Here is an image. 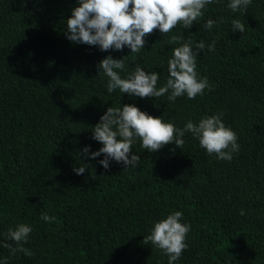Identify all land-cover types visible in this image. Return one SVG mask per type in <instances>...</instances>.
<instances>
[{"label": "trees", "instance_id": "trees-1", "mask_svg": "<svg viewBox=\"0 0 264 264\" xmlns=\"http://www.w3.org/2000/svg\"><path fill=\"white\" fill-rule=\"evenodd\" d=\"M79 3L0 0V264H168L143 240L175 211L191 225L175 264H264V0L237 12L230 0H215L190 29L178 24L146 35L139 53L71 42L67 19ZM208 19L215 21L211 30L201 26ZM234 19L244 33L232 30ZM173 35L183 40L170 45ZM188 40L194 50L205 43L196 56L198 79L211 86L204 95L170 102L168 94L108 93L97 67L107 56L125 57L122 78L137 66L158 72L159 89L172 49ZM123 105L176 128L223 113L239 151L218 160L186 132L182 149L172 143L153 153L137 138L129 158L139 155V165L110 160L106 170L104 154L91 158L103 147L92 130L109 107ZM86 146L89 155H80ZM79 166L86 167L82 175L74 172ZM21 223L32 228L23 244L31 257L3 247H15L6 234Z\"/></svg>", "mask_w": 264, "mask_h": 264}, {"label": "clouds", "instance_id": "clouds-1", "mask_svg": "<svg viewBox=\"0 0 264 264\" xmlns=\"http://www.w3.org/2000/svg\"><path fill=\"white\" fill-rule=\"evenodd\" d=\"M215 0H80L79 6L72 10V16L67 19V38L73 43H82L99 46L101 51L110 49L122 51L125 46L131 53H139L146 43L145 36L159 29L160 33L171 32L178 24L184 29H190L194 22L202 17V10ZM252 0H230L228 8L232 12L246 10ZM215 21L208 19L201 25L211 30ZM233 31L245 32V25L238 19L231 24ZM182 36L173 35L169 44H179ZM209 51H215V41L208 46ZM205 43L198 42L195 50L192 41L188 40L182 46L172 49V56L168 60L169 77L166 84L157 89L158 72H146L137 66L127 78H122L117 70L123 71L126 67L125 57L114 59L111 55L104 58L97 65L99 74L108 78L106 88L108 93L119 89L130 96L147 98L162 97L168 94V100L174 102L178 97L187 95L194 99L202 96L205 89H211L207 77L198 79L196 72V56L204 50ZM223 113L202 118L198 124L189 120L183 128H176L172 123H165L162 118L153 117L141 111L134 105H123L122 108L109 107L100 118V123L93 128V139L103 144L96 152L90 153V146H86L80 155L92 159L104 154L105 159L99 163L107 170L109 161L123 163L127 168H136L140 163V156L129 153L134 141L139 138L141 147L149 152H156L165 145L174 143L182 149L186 132L199 140L201 148L209 156L213 154L218 160L231 161L233 153L239 151L236 133L225 126L221 117ZM83 166L74 168L77 175L85 172ZM183 213L175 211L154 224L151 233L144 236L143 243L151 242L168 256V264H175L187 248L186 235L191 225L180 222ZM241 215H244L241 210ZM41 219L49 223L56 217L42 213ZM32 228L27 224H19L9 229L6 237L11 243H4L13 255L22 252L31 257L33 253L23 247L27 243ZM6 264V261H5Z\"/></svg>", "mask_w": 264, "mask_h": 264}]
</instances>
